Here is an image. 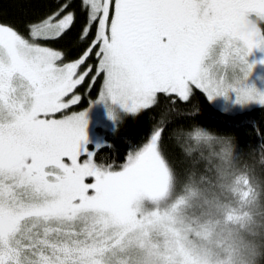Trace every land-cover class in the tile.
Returning a JSON list of instances; mask_svg holds the SVG:
<instances>
[{
    "label": "snow or ice",
    "instance_id": "1",
    "mask_svg": "<svg viewBox=\"0 0 264 264\" xmlns=\"http://www.w3.org/2000/svg\"><path fill=\"white\" fill-rule=\"evenodd\" d=\"M69 7L29 23L27 36L0 22V264H171L153 240L166 235L167 214L142 208L174 172L160 148L165 129L116 170L85 147L87 110L55 115L80 100L64 98L92 72L80 69L93 54L105 74L99 99L129 112L153 107L158 94L188 102L196 89L211 99L199 74L205 50L222 37L249 53L264 45V35L239 30L264 0H81L87 46L64 62L40 41L73 27Z\"/></svg>",
    "mask_w": 264,
    "mask_h": 264
},
{
    "label": "clouds",
    "instance_id": "2",
    "mask_svg": "<svg viewBox=\"0 0 264 264\" xmlns=\"http://www.w3.org/2000/svg\"><path fill=\"white\" fill-rule=\"evenodd\" d=\"M239 30L264 35V12L247 14ZM250 54L223 37L209 44L199 74L210 100L235 93L236 104L264 105V89L249 82L256 67ZM173 137L189 166L173 172L162 197L146 202L167 214L171 264H264V144L240 151L234 134L199 124Z\"/></svg>",
    "mask_w": 264,
    "mask_h": 264
},
{
    "label": "trees",
    "instance_id": "3",
    "mask_svg": "<svg viewBox=\"0 0 264 264\" xmlns=\"http://www.w3.org/2000/svg\"><path fill=\"white\" fill-rule=\"evenodd\" d=\"M63 3L70 5L66 11L76 14L73 27L59 39L42 42L62 50L66 58H76L87 46V41L79 39L86 20L81 0H0V22L15 26L27 36L29 23L53 13ZM158 101L151 108L125 115L118 129L107 134L109 142L96 150V162L105 166L122 165L129 152L141 149L158 127L165 129L160 141L162 154L178 175H183L189 165L173 137L176 129L199 124L218 133L234 134L240 151L264 144V105L227 113L212 105L199 90L193 91L188 102L165 94H158Z\"/></svg>",
    "mask_w": 264,
    "mask_h": 264
},
{
    "label": "rangeland",
    "instance_id": "4",
    "mask_svg": "<svg viewBox=\"0 0 264 264\" xmlns=\"http://www.w3.org/2000/svg\"><path fill=\"white\" fill-rule=\"evenodd\" d=\"M71 11V10H69ZM73 12V11H72ZM95 30V29H94ZM45 46L52 47L53 49L60 50L52 45H49L45 42L40 41ZM62 51V50H60ZM63 52V51H62ZM82 55V54H81ZM79 55L76 58H66L64 55V62H71L75 59L79 58ZM249 63L255 62L256 67L253 71L252 76L249 78L250 83H255L257 87L264 89V48H255L252 50L251 54L248 56ZM98 59L93 54L88 58L85 62V65L81 66L80 71H84L86 65L92 66V72L89 73L88 76L85 77V80L78 85L76 89L73 90V93L69 96L65 97V102L69 101L73 95L80 96V100L75 105H70L68 109L63 110L62 113H57L55 118H61L62 115H71L74 112H81L87 110V142L85 147L90 150L96 152V150L108 143L107 134L114 132L118 129L120 121L124 118L125 115L131 114L133 112H129L121 103L113 102L110 98L105 100H100V94L104 88V79L105 74L103 72L97 75V67H98ZM93 77L95 79L93 80ZM194 89L193 91H195ZM209 99V98H208ZM212 105L221 109L227 113H238L248 108L263 106L258 103H251L248 106H242L236 104L235 101V93H232V99H226L224 97H217L215 100H210ZM95 102V103H94ZM142 110V109H141ZM110 111L112 115H110ZM115 114V116L113 115ZM136 113V112H135ZM115 117V118H113ZM87 157H80V161L83 162ZM95 163V158L92 157ZM67 162V161H66ZM114 169L119 170V166H112ZM86 182H93L92 178H88ZM149 199H145L142 202V208L146 212L152 211H161L164 212L163 206H154L150 203H146ZM153 240L158 244L161 252L169 255L168 248L166 247L167 241L163 232L159 234L153 235Z\"/></svg>",
    "mask_w": 264,
    "mask_h": 264
}]
</instances>
